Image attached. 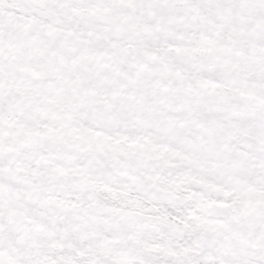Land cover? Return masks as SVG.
Returning <instances> with one entry per match:
<instances>
[{"label":"snow or ice","instance_id":"1","mask_svg":"<svg viewBox=\"0 0 264 264\" xmlns=\"http://www.w3.org/2000/svg\"><path fill=\"white\" fill-rule=\"evenodd\" d=\"M0 264H264V0H0Z\"/></svg>","mask_w":264,"mask_h":264}]
</instances>
